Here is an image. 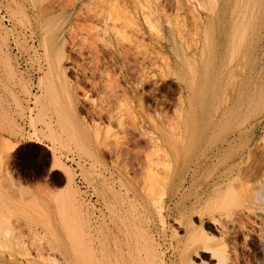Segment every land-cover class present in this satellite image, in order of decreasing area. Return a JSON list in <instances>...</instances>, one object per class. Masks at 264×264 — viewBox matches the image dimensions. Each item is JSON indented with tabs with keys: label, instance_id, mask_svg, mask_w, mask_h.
Returning <instances> with one entry per match:
<instances>
[{
	"label": "rangeland",
	"instance_id": "374dc122",
	"mask_svg": "<svg viewBox=\"0 0 264 264\" xmlns=\"http://www.w3.org/2000/svg\"><path fill=\"white\" fill-rule=\"evenodd\" d=\"M64 85L85 142L65 127ZM263 172L264 0H0V206L17 226L26 210L68 259L23 225L28 247L8 241L6 256L264 264V204L250 198Z\"/></svg>",
	"mask_w": 264,
	"mask_h": 264
},
{
	"label": "bare ground",
	"instance_id": "6f19581e",
	"mask_svg": "<svg viewBox=\"0 0 264 264\" xmlns=\"http://www.w3.org/2000/svg\"><path fill=\"white\" fill-rule=\"evenodd\" d=\"M211 11V10H210ZM214 15V14H213ZM210 22H211V20H210ZM212 24H214V23H212ZM212 27V26H211ZM208 28H209V26H208ZM204 52H206V51H204ZM202 65V64H201ZM205 66V65H204ZM58 69L61 71V72H63L64 74H65V70L63 69V65H58ZM53 74V68H51L49 71H48V73H47V82L45 81V86H46V88H47V90H46V93L48 94H46L47 96H48V98H49V95L52 97H54L55 99V103L58 105V107L59 108H61L60 106H59V104H58V101L56 100L57 99V97H56V93H57V91H58V88H57V86H55V85H53L51 82H50V80H49V77L51 76ZM126 77V76H125ZM61 85H63V84H61ZM69 88L70 87H66L65 85L63 86V89H64V91H65V93H66V95H67V98H68V101H69V103H70V105H71V111H70V113L69 114H64V115H66V120H67V122H66V124H67V126L65 125V127L67 128V130H68V135H69V137L71 138V139H73L74 141H76L77 143H81V141H87V139H89V137H90V135H91V130H88V129H86V128H84L82 125H81V123L79 122V120L77 119V117L75 116V110H74V106H75V100L73 99V97H72V95H71V93H70V90H69ZM125 92V91H124ZM231 95V94H230ZM43 96V95H42ZM45 96V95H44ZM41 97V96H40ZM52 97V98H53ZM48 101H49V99H48ZM185 102L186 101H188L186 104H188L189 103V111H188V116L192 119H190V118H188L189 119V121L188 122H186V124L187 123H189L190 122V124H188V126H190L191 128H193L192 129V131L190 132L191 133V137L195 140L196 138H197V134L199 135V130L197 129L198 127H197V125L196 124H192V122H193V120H194V112H192L193 111V99L190 97L189 98V100H184ZM51 102V101H50ZM182 102V101H181ZM193 102V103H192ZM184 102H182V104H183ZM195 108V107H194ZM182 112V111H181ZM184 112V111H183ZM191 113V114H190ZM181 114V113H180ZM179 114V115H180ZM182 115V114H181ZM192 115V116H191ZM183 118H184V116H183ZM187 118V117H186ZM180 119V118H179ZM62 122V121H61ZM60 123V122H59ZM194 125L197 127V128H194ZM187 127V126H186ZM190 128V129H191ZM63 129V128H62ZM189 129V128H188ZM64 131V130H63ZM189 133V134H190ZM184 135H187L186 133L184 134ZM192 140V139H191ZM171 149V148H170ZM186 150H188V149H186ZM185 150V146L183 147V149H182V151H184V153H183V156H182V160L180 161V165H179V170H178V172L176 173V177L175 178H177L178 179V181H180V182H184V181H186V175H187V158L190 156V154L188 155V152ZM174 152V151H173ZM181 152V151H180ZM253 154V153H252ZM173 155H174V153H173ZM173 155H172V157H173ZM175 157H173V159H174ZM176 158H177V156H176ZM178 159V158H177ZM176 159V160H177ZM54 163H59V158L55 155V154H52V163H51V165L53 166V164ZM168 165H169V163H168ZM176 167V166H175ZM177 168V167H176ZM175 168V169H176ZM169 171V170H168ZM174 171V170H173ZM241 171V170H240ZM242 173V172H241ZM172 174V173H171ZM262 175L264 174V172L263 173H261ZM261 174H260V176H261ZM247 175V174H246ZM64 176H65V178H66V180H67V177H68V180L70 181V183L72 184L73 183V176H72V174L71 173H68L67 175H65L64 174ZM260 179H261V177H259ZM263 178H264V175H263ZM262 178V179H263ZM189 179V178H188ZM242 179V178H241ZM244 179H246V178H244ZM259 179V181L257 182L258 183V187H257V185H256V190L255 191H253L251 194H253V195H251L250 196V198H251V200H252V208L251 209H254L253 208V206L255 205H262V204H264V179L263 180H260ZM234 180V179H233ZM242 181V180H241ZM257 181V180H256ZM255 181V182H256ZM221 182V181H220ZM249 182H250V180H249ZM240 183V182H239ZM247 183V182H246ZM253 183V182H252ZM217 184V183H216ZM234 185V184H233ZM241 185V184H240ZM179 186V185H178ZM218 186H219V184H218ZM237 187V186H236ZM242 187V186H241ZM178 188V187H177ZM220 189L221 188H216L215 190H214V192H213V194L210 196V199H211V201H212V203H214V207H216V208H221V206L224 204L223 202H224V198H223V195H220ZM230 189H231V187H230ZM254 189V188H253ZM242 190H244V189H242ZM251 190V189H250ZM249 190V191H250ZM252 191V190H251ZM22 192V191H21ZM245 193H246V191H245ZM244 193V194H245ZM22 194H24V193H22ZM26 194V193H25ZM250 205V204H249ZM248 205V206H249ZM254 206V207H255ZM250 208V207H249ZM263 208V207H262ZM248 209V208H247ZM250 209V210H251ZM251 211H253V210H251ZM255 211V210H254ZM262 211V210H261ZM13 213V210H11L10 208H8V207H1L0 206V247L2 246V247H11L10 246V244L9 245H7V242L8 243H10L11 242V244L12 245H15L16 243L17 244H19V245H17L16 244V247L17 246H21V247H24L25 248V246H26V248L28 247L27 246V242L26 241H28L30 238H31V244H36V248H37V245H38V247H41V248H39L40 250L41 249H44L45 247H46V249L48 250V249H50V250H53L54 252H59L60 253V255L62 254V255H64V257H66L67 259H68V253H66V252H64V246L62 245V243H61V241H59V240H56V239H53V238H51V236L52 235H50V234H44V236L43 235H41L40 236V234L38 235V233H37V231H36V228H35V226H34V224H33V220H32V217L31 216H29V214L26 212V210H24L22 213H21V216H22V218L20 217V219L22 220L21 222H24V223H22L21 224V226L23 225V226H25L28 230H29V232H31L32 234H31V237L29 238V239H27L25 236H24V234L21 232V230L19 231V230H17L16 228L20 225H16V224H14L13 222H11L10 221V218H8L9 216L8 215H10V214H12ZM216 220V219H215ZM21 226H19L18 227V229L21 227ZM22 229V228H21ZM36 231V232H35ZM22 233V234H21ZM21 234V235H20ZM27 239V240H25V238ZM28 242H30V241H28ZM30 244V243H29ZM1 247V248H2ZM21 247L20 248H15V246H14V251H15V253H16V249H17V253H19L18 252V250L20 251V249H21ZM31 247V246H30ZM33 247V246H32ZM35 247V246H34ZM33 247V248H34ZM38 249V250H39ZM8 250V249H7ZM9 250H10V254H9V256H6L5 255V253H3L2 251H0V264H35V263H33L32 261L33 260H30V258H28V260H26L24 263H22L21 261H20V258L18 259V255L16 256V255H13V254H11V249L9 248ZM37 250V251H38ZM45 250V249H44ZM201 250H202V252H210V251H214L215 250V248H213V247H211V246H209V245H204L202 248H201ZM42 252L41 253H43V250H41ZM8 252V251H7ZM215 252V251H214ZM21 254H23V253H21ZM42 255V254H41ZM67 261V260H66ZM66 264V263H65ZM69 264V263H68ZM182 264H189L187 261H186V259L185 258H183L182 259Z\"/></svg>",
	"mask_w": 264,
	"mask_h": 264
}]
</instances>
